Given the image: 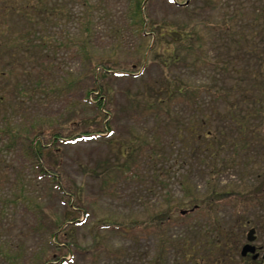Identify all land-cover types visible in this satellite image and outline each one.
Masks as SVG:
<instances>
[{"label": "rangeland", "instance_id": "rangeland-1", "mask_svg": "<svg viewBox=\"0 0 264 264\" xmlns=\"http://www.w3.org/2000/svg\"><path fill=\"white\" fill-rule=\"evenodd\" d=\"M29 2L0 14V264H236L264 222V0ZM170 24L180 62L155 61Z\"/></svg>", "mask_w": 264, "mask_h": 264}, {"label": "trees", "instance_id": "trees-1", "mask_svg": "<svg viewBox=\"0 0 264 264\" xmlns=\"http://www.w3.org/2000/svg\"><path fill=\"white\" fill-rule=\"evenodd\" d=\"M22 1H19V0H2L1 1L2 4H1L0 8H1V10L3 12H0V14L2 13L4 15H10L11 12H13V13L16 12V11L17 12H19V11L22 12V10H24V13L23 14L25 16H30V14H31L30 10L34 9L35 7H37V5L34 4V3L30 4L29 0H22ZM39 1L41 3L43 2V0H39ZM173 1H175V0H173ZM169 33H170L171 38H169L167 41L166 40H163V39L160 40L158 38V34L156 35V37H155L156 40L154 41L153 46H151V49L152 50L156 49V47L158 45L160 46L161 43L164 46V43L165 42H168V44H165L166 45L165 50L166 51L169 50L168 51L169 54H167L168 56L166 57L165 56V52L166 51H163V54L162 55H157V56L154 57V60L155 61H157L159 59H162V58H164V59L165 58L166 59L169 58L168 60H174V62H180L179 59L181 58V56H180L181 54H180V50L178 49L177 46H178V44H181L183 42V35L184 34H183V32L180 31V29H179L178 26H174L173 24H170ZM158 41H160V42H158ZM81 48H83L84 50L85 49L87 50V48H84V45L81 46ZM166 59H165V61H166ZM98 65H99L98 66V71H100V73H101L102 76H105L106 74L108 75V73L114 74V75H121L120 72H118L116 70H113V68L110 66V64H107V62L105 60H99L98 61ZM95 73L96 74H94V78L96 79L100 75H98L99 72H95ZM92 90L93 89H91L89 91V94L92 93ZM97 90H100V89L98 88ZM3 96L0 95V101L1 100L4 101L6 99V97L5 96L3 97ZM184 98H185V96H179L177 98H173L172 103L179 104L181 102L180 100L183 101ZM3 101H1L0 103H2ZM2 134L3 135L10 134L9 128H7L4 131L3 130L0 131V135H2ZM74 139H77V137H74L72 140H74ZM36 156H38V155L36 154ZM37 159H38V157H37ZM37 159H36V161H37ZM33 164L35 166H37L39 170L41 169V172L42 173H45V168L41 164H39V162H35L34 161ZM214 200H216V199H214ZM118 227L120 228V230L122 229L121 226H118Z\"/></svg>", "mask_w": 264, "mask_h": 264}, {"label": "flooded vegetation", "instance_id": "flooded-vegetation-1", "mask_svg": "<svg viewBox=\"0 0 264 264\" xmlns=\"http://www.w3.org/2000/svg\"><path fill=\"white\" fill-rule=\"evenodd\" d=\"M253 199L259 200L260 208H264V185L262 186L261 190L257 192V194L253 198L249 199V202L252 201ZM216 230L218 234L219 233L222 234L223 232V229L220 228L219 225L215 227V232ZM240 232H241L240 234L241 237L242 236L245 237V233L244 232L242 233V230ZM261 233L264 234V222L263 221L257 226L256 225L250 226V228L246 232V237H245L246 241L241 245H240L241 242L238 243L237 246L234 247L235 252H232V249L230 250L229 245H226L227 249H226V253H224V256L230 258L231 261H233L234 257H236L237 259L236 264H264V243L259 242ZM219 238L216 239L217 241L213 245L214 247H217V245L220 243L219 240L221 239ZM222 259L223 260L215 259L213 263L214 264L225 263L226 260L224 258Z\"/></svg>", "mask_w": 264, "mask_h": 264}]
</instances>
